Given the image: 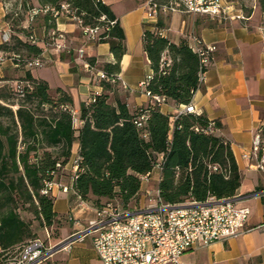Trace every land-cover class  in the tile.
I'll use <instances>...</instances> for the list:
<instances>
[{
	"label": "trees",
	"instance_id": "trees-1",
	"mask_svg": "<svg viewBox=\"0 0 264 264\" xmlns=\"http://www.w3.org/2000/svg\"><path fill=\"white\" fill-rule=\"evenodd\" d=\"M38 3L47 9L43 18L45 43L55 29L62 5H67L84 26L101 27L96 44H108L114 59L113 64L102 67L109 81L101 86L104 92H110V83H115L125 54L124 34L110 8L101 0ZM260 6L264 9L261 0ZM20 7V13L12 9L6 15L11 26L31 8L26 0ZM102 16L104 21H100ZM163 29L164 23L158 19L151 30L143 32V50L150 67L145 90L166 102L187 106L200 88V71L205 72L208 66L201 69L187 40L174 45L160 36ZM31 37L24 30L15 31L9 42L0 46V52L18 56L12 64L23 72L21 79L9 81V87H0V257L7 256L0 264L16 248L36 240L29 224L20 217L21 210H32L33 220L45 230L54 227L58 238L62 217L53 212L54 198L42 192L45 183L68 163L74 142L78 144L79 163L71 179V191L97 210L114 206L127 213L138 208L140 177L155 170L159 172L158 196L164 205L204 203L210 198L227 200L237 195L241 174L228 142L217 133L222 126L203 115L181 114L171 122L159 105L149 104L131 113L124 103L117 100L109 104L108 95L102 94L94 103L81 107L82 125L75 130L70 97L60 90L50 94L46 83L34 80L24 70L26 62L42 60L44 45L32 43ZM1 82L8 80L0 78ZM16 82L23 84L21 96L15 92ZM10 95L20 103H11ZM45 109L47 114H38ZM140 113H146L147 120L138 129L133 121ZM260 137L264 139V130Z\"/></svg>",
	"mask_w": 264,
	"mask_h": 264
},
{
	"label": "crops",
	"instance_id": "crops-1",
	"mask_svg": "<svg viewBox=\"0 0 264 264\" xmlns=\"http://www.w3.org/2000/svg\"><path fill=\"white\" fill-rule=\"evenodd\" d=\"M21 1L0 0V46L5 44L4 38L9 37L10 40L11 35L19 30L31 34L35 44L44 45L41 54L43 65L39 68L25 67L24 70L34 80L46 83L50 94L55 95L60 90L70 97L75 130L82 125L79 120L81 107L86 106L94 93L98 97L108 95L109 104L114 105L117 100L124 103L131 113L150 104L145 95L150 67L142 37L143 32L151 30L158 19L164 23L162 36L170 43L177 45L185 39L191 46L190 37H195L204 46L214 47L203 82L193 94L191 104L194 114L221 124L222 129L217 133L228 142L241 174V185L234 197L235 205L247 207L250 214L246 222L247 231L241 236L208 247L190 249L182 255L178 264H264V202L258 196L259 191L264 189V173L255 169L253 160L244 157L250 154L254 137L264 130V9L260 0L224 1L231 14L240 17L224 21L188 15L181 9L150 18L145 9L147 0H101L119 22L125 39V54L120 60L115 83H110V92H104L103 81L95 75L96 72H104L103 65L114 62L109 45L85 43L76 24L61 14L56 18L52 32L63 36L60 44L65 48L56 51L50 39L45 43V14H40L30 25L26 15L15 17L14 26L6 21V15L12 9L14 13H20L17 10ZM26 1L31 7L40 8L38 0ZM261 2L264 3V0ZM79 50L82 51L81 57ZM3 54L7 57L11 55ZM7 61L0 66L1 79H4L2 73L13 71L23 74ZM159 109L173 122L181 107L167 101ZM77 159L78 144L74 142L68 163L53 179L57 185L69 188L67 193L57 186L51 191L53 212L62 217L63 223L53 245L71 242L49 257L51 264H102L92 245L94 230L89 227L91 222L100 221L97 215L100 210L80 201L71 191ZM158 181L159 172L155 170L149 181L141 186L138 208L132 212L142 210L153 202Z\"/></svg>",
	"mask_w": 264,
	"mask_h": 264
},
{
	"label": "built area",
	"instance_id": "built-area-1",
	"mask_svg": "<svg viewBox=\"0 0 264 264\" xmlns=\"http://www.w3.org/2000/svg\"><path fill=\"white\" fill-rule=\"evenodd\" d=\"M18 7L17 11H20ZM145 9L148 17L156 18L159 15H167L180 9L192 16H207L218 20L239 19V16L231 14L230 7L224 0H147ZM7 10V9H6ZM9 10V9H8ZM47 9L28 8L26 21L30 25L40 14H45ZM60 13L76 24L85 43H96L101 27L84 26L80 18L68 10L67 5L61 6ZM102 16L100 21H104ZM110 26L113 23H109ZM162 36V31L159 33ZM51 46L56 51H62L65 47L60 44L63 36L56 32L49 34ZM34 43L33 37L30 38ZM192 51L200 60L201 69L209 65L210 54L214 51L212 46H204L198 38L190 37ZM9 42V37L4 38V43ZM80 57L82 51H78ZM11 58L0 52V66L9 60L18 61V56ZM43 61L35 59L26 62V68H39ZM88 70H92L85 65ZM204 71H200L199 84L204 79ZM99 81H109L104 72H96ZM117 79V76L115 80ZM113 81V80H112ZM15 92L22 95L23 84H14ZM151 105L162 106L166 100L159 96H151L145 93ZM98 97L94 93L86 105L95 102ZM194 106L190 103L181 107L177 115L194 114ZM147 120L146 113H140L134 119L133 124L139 129ZM72 122L76 121L72 119ZM212 125H210L211 127ZM255 163V169L264 173V139L260 135L254 137L251 152L248 156ZM79 158L75 161L77 169ZM151 174L140 177L141 185L146 184ZM74 178V176H73ZM57 186L63 193L69 191L68 187L57 185L54 180L45 183L43 194H50ZM149 196V194H147ZM155 199L147 207L132 213H121L111 206H106L97 212L100 221L91 222L89 227L94 230L92 240L94 252L102 264H178L182 255L197 247H208L216 242H224L235 239L247 231L246 222L250 214L247 207H237L234 198L227 200L208 199L204 203H187L176 206L164 205L155 193ZM258 196L264 202V189ZM40 240H33L26 246L18 247L4 264H42L51 256Z\"/></svg>",
	"mask_w": 264,
	"mask_h": 264
},
{
	"label": "rangeland",
	"instance_id": "rangeland-1",
	"mask_svg": "<svg viewBox=\"0 0 264 264\" xmlns=\"http://www.w3.org/2000/svg\"><path fill=\"white\" fill-rule=\"evenodd\" d=\"M2 74L4 76V79L8 80V83L7 82H1L0 83V87H2V86L9 87L10 84H11V82H9V81L13 82V81L19 80V79H21L23 77V74L15 73L13 71H11V73L9 72V73H6V74L5 73H2ZM9 97H10L9 101L11 103H15V104L20 103V99L19 98H16L13 95H10ZM13 109L15 110V107H13ZM41 113L47 114L48 112L45 109V111H43V112H40V111L38 112V114H41ZM149 187H151V184H150ZM26 209H28V210H24V211L21 210L20 211V217L26 223L29 224L31 232L33 234L32 239L40 240L44 244V247L46 249L55 247L56 245H53L55 243V235H56L55 228L53 227L51 229H46L45 230L43 227L40 226V224L37 221L33 220L32 210H30L29 208H26ZM6 257L7 256L0 257V260L1 259L2 260L5 259ZM42 264H51V260L48 258V260H46Z\"/></svg>",
	"mask_w": 264,
	"mask_h": 264
},
{
	"label": "water",
	"instance_id": "water-1",
	"mask_svg": "<svg viewBox=\"0 0 264 264\" xmlns=\"http://www.w3.org/2000/svg\"><path fill=\"white\" fill-rule=\"evenodd\" d=\"M71 241H65L63 243H59L58 245H56L51 251H50V255L56 253L57 251L61 250L63 247H65L68 243H70Z\"/></svg>",
	"mask_w": 264,
	"mask_h": 264
}]
</instances>
